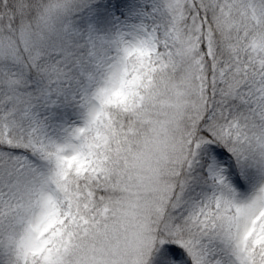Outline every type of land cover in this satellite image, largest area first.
Instances as JSON below:
<instances>
[{"label": "snow or ice", "instance_id": "1", "mask_svg": "<svg viewBox=\"0 0 264 264\" xmlns=\"http://www.w3.org/2000/svg\"><path fill=\"white\" fill-rule=\"evenodd\" d=\"M0 264H264V0H0Z\"/></svg>", "mask_w": 264, "mask_h": 264}]
</instances>
